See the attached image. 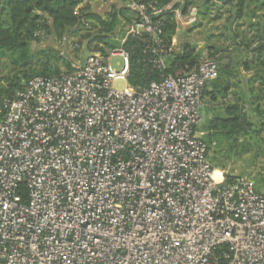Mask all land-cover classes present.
I'll return each mask as SVG.
<instances>
[{"label": "built area", "instance_id": "1", "mask_svg": "<svg viewBox=\"0 0 264 264\" xmlns=\"http://www.w3.org/2000/svg\"><path fill=\"white\" fill-rule=\"evenodd\" d=\"M130 6L128 35L161 45L153 16L166 7ZM196 14L175 10L177 21ZM126 38L5 101L0 264H264V192L216 176L198 129L217 60L134 87Z\"/></svg>", "mask_w": 264, "mask_h": 264}, {"label": "trees", "instance_id": "2", "mask_svg": "<svg viewBox=\"0 0 264 264\" xmlns=\"http://www.w3.org/2000/svg\"><path fill=\"white\" fill-rule=\"evenodd\" d=\"M122 3L121 12L127 15V12L139 11L131 8L130 3L135 2L139 5H145L149 11L154 8L166 7L163 13L154 15V24L158 26V33L161 39V45L157 44L149 32H141L139 35H128L123 43V47L129 52L130 71L128 75L129 83L134 87L145 86L152 80H158L163 75L175 74L180 70L188 71L195 67L199 62V55L195 51V45L192 43H181V50H173V38L177 33L178 21L175 18V10L181 9L184 14H188L192 6L197 7L198 12L208 15L216 8V17L220 18L225 8L232 12L233 21L242 18L248 19V29L245 34L246 41L238 40L239 33L232 27V38L234 45L229 46L228 50L212 49L210 55L214 56L221 53L222 57L229 59L224 63L218 62L219 77L211 81V90H208V84L204 95H211V99L224 100L232 89L231 75L236 71L230 60L233 54L239 52L245 54H254V60L243 62L245 68L250 70L248 78L244 81L246 90L241 96L233 102L222 103L217 110L209 108L210 114L208 123L204 126L203 139L209 147L213 143H219L221 140L237 139L240 134H247L252 129V115L264 125V0H120ZM173 3V4H172ZM82 4L80 14H76L75 9ZM172 4L170 8H167ZM201 7V8H200ZM112 21H106L109 30H112L120 22L119 14H112ZM139 17V16H138ZM93 23L97 27L100 14L91 10V0H0V50L3 52H14L16 60L30 61L33 55V43L45 40L48 34H63L67 31L81 30V21ZM130 21V17L127 16ZM135 19V18H134ZM136 20V19H135ZM139 20V19H138ZM137 21V20H136ZM127 22V21H126ZM133 22V21H132ZM101 23L104 21L101 20ZM135 23V21H134ZM234 24V22H232ZM75 29H73V27ZM243 25V23H239ZM101 27V26H100ZM158 32V31H157ZM72 33V32H71ZM252 33L251 37L250 34ZM124 37V36H123ZM123 39V38H122ZM244 39V38H242ZM105 40V41H104ZM105 45L109 41L103 37ZM122 40L113 42L110 49L119 47ZM99 50L108 53L104 47ZM1 52V51H0ZM162 56L166 62L164 70L158 69L150 60ZM18 58V59H17ZM220 59V58H219ZM1 63V61H0ZM228 63V64H227ZM37 76L59 75V71L48 67L39 71H32ZM227 75L228 79H221L222 75ZM26 75V74H25ZM35 77V76H34ZM18 83L16 82V86ZM260 85L261 89L257 92L255 86ZM16 86L7 89V96H13ZM13 93V94H12ZM235 94H238L236 91ZM244 95V96H242ZM4 95L0 94V103L4 104ZM3 100V101H2ZM1 107V106H0ZM3 109V108H2ZM3 109L0 113V120L4 115ZM220 144V143H219ZM210 159V157H209ZM218 168V166H216ZM216 169V168H215ZM226 180L232 179V176L225 175Z\"/></svg>", "mask_w": 264, "mask_h": 264}, {"label": "rangeland", "instance_id": "3", "mask_svg": "<svg viewBox=\"0 0 264 264\" xmlns=\"http://www.w3.org/2000/svg\"><path fill=\"white\" fill-rule=\"evenodd\" d=\"M121 6L120 0H91V10L100 14V19L104 23L98 20L97 27L94 26L93 28L92 21L89 23L83 19L81 23L84 24H80L81 30L79 31L73 32L74 30H69L60 35L48 34L45 40L32 44L34 56L29 58L31 59L30 61L14 62L16 60L14 52H3L0 50V94L4 95V103L12 96H7L11 92L9 90L7 94L6 90L13 88L10 86H16V82L18 85L14 92L18 93L23 90L30 79L37 76L32 72L33 70L39 71L48 67L53 71L58 69L60 74L64 72L73 73L90 55L96 53L105 54L104 51L99 50L101 47H104L107 51L112 50L110 49V44L122 40L126 33L128 36L130 28L139 19V14L135 11H128L127 15L124 14L125 12L122 13ZM81 8L82 4L76 7V14H80ZM216 11V8H214L210 14L203 15L197 9L196 18L193 22L188 23L186 20L187 16L183 20H179L177 33L173 38V50L179 51L181 50V43L190 42L195 45V51L199 55L200 60L214 58L218 59L220 63L227 62L229 58L222 57L221 53L216 52L214 56H211L210 52L212 49H218L219 52L220 48L228 50L229 46L234 45L232 38L233 26L236 28L235 31L239 33L238 40L244 43L243 41H246L245 34L248 29V19L250 20L251 18L246 17L247 19L242 18L233 21L231 16L233 13L225 8L223 10L225 12L221 14L220 18L213 19V17H216ZM116 12L121 20L112 30H109V27L103 24L106 21H112V14ZM127 16L130 17V21L126 19ZM240 22L243 25H239ZM251 35L252 33L250 37ZM103 37H106L109 41L104 43L105 45L100 44V42H103ZM225 58L227 61H224ZM230 60L236 67V71L231 75L232 89L229 91L227 98L225 100L221 97L210 99L209 95H204V102L201 108L202 121L198 128L203 133L202 137L206 135H204V132H206L204 131V126L207 125L210 116L209 108L217 110V106L220 104L235 101L237 95L241 96V93H244L242 89L246 90L247 88L244 81L248 78L250 70L245 68L243 62L252 63L254 54L247 53L244 55L239 52L238 54H233ZM110 62L116 71H120L124 66L123 57L120 55L113 56ZM221 79H228V76L226 74L222 75ZM260 89V85L255 86L257 92ZM236 91L238 94H235ZM0 106L1 113L5 109V104L1 102ZM251 120L253 127L247 134H240L237 139L221 140L220 144L218 142L211 144L209 157L217 172L220 171L224 176L229 175L233 178H249L260 192H264V125L260 124L253 115Z\"/></svg>", "mask_w": 264, "mask_h": 264}, {"label": "bare ground", "instance_id": "4", "mask_svg": "<svg viewBox=\"0 0 264 264\" xmlns=\"http://www.w3.org/2000/svg\"><path fill=\"white\" fill-rule=\"evenodd\" d=\"M215 175L218 176L219 178H221V173H220V171H218V172L216 171V172H215Z\"/></svg>", "mask_w": 264, "mask_h": 264}, {"label": "crops", "instance_id": "5", "mask_svg": "<svg viewBox=\"0 0 264 264\" xmlns=\"http://www.w3.org/2000/svg\"><path fill=\"white\" fill-rule=\"evenodd\" d=\"M208 90H211V82L210 84L208 85ZM210 99H211V95L208 96ZM218 107V106H217Z\"/></svg>", "mask_w": 264, "mask_h": 264}]
</instances>
